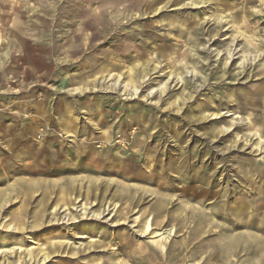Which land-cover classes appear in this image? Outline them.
I'll return each instance as SVG.
<instances>
[{
    "label": "rangeland",
    "instance_id": "374dc122",
    "mask_svg": "<svg viewBox=\"0 0 264 264\" xmlns=\"http://www.w3.org/2000/svg\"><path fill=\"white\" fill-rule=\"evenodd\" d=\"M0 160V264H264V0H0Z\"/></svg>",
    "mask_w": 264,
    "mask_h": 264
},
{
    "label": "bare ground",
    "instance_id": "6f19581e",
    "mask_svg": "<svg viewBox=\"0 0 264 264\" xmlns=\"http://www.w3.org/2000/svg\"><path fill=\"white\" fill-rule=\"evenodd\" d=\"M142 80V79H141ZM172 81H174V80H172ZM204 83V82H203ZM177 85H178V83H177ZM249 100V99H248ZM253 100V99H252ZM73 131V133H75V129L74 130H72ZM35 133V132H34ZM260 133V132H259ZM259 133L257 134L259 137H261V133H260V135H259ZM107 138H106V140L108 141V140H110L111 139V137H110V135H107L106 136ZM133 147H134V145H132ZM150 146H151V144H150ZM40 147H42V146H40ZM140 154H143V153H141V151H133L132 152V154L130 155V156H132L133 158L134 157H136L137 155H140ZM147 156V155H146ZM14 157H16L17 159H22L23 157L21 156V155H16V156H14ZM151 157V156H150ZM155 157V156H154ZM160 157V156H159ZM126 160V159H125ZM149 160V159H148ZM11 161V163L13 164V162L15 161V159L13 158L12 160H10ZM10 161L8 162H6L5 164H4V162L2 161V160H0V171H1V169H3V167H4V171H6L7 170V168H9V165H10ZM134 161H135V163H137V160H135V158H134ZM160 162H162V161H160ZM121 163L123 164L124 163V160H122L121 161ZM120 163V164H121ZM134 163V162H133ZM116 166V165H115ZM166 165H164V164H158L154 169H151V167L149 168L150 169V175H152L153 174V171L155 170V169H157V167H159L160 169H163V168H165V170H166V167H165ZM115 168H117V167H115ZM20 170H19V172L21 171V172H27L28 170H29V168H27L26 166L24 167V166H22V168H19ZM58 171V170H57ZM110 172H112V174H115V175H118V176H120V177H124V179H125V177H126V174H127V171H121L120 169H111V170H109ZM162 171H164V169L162 170ZM105 172V171H104ZM148 172V171H147ZM169 172V171H168ZM103 173V172H102ZM106 173V172H105ZM107 173H109V172H107ZM155 173V172H154ZM9 177V176H8ZM146 177V176H145ZM140 179V178H139ZM176 179V178H175ZM197 179V176L195 177H193V181H195ZM198 181V180H197ZM2 182V179L0 178V183ZM96 182V181H95ZM99 182V181H98ZM74 183V182H73ZM97 183V182H96ZM113 182H110V183H108L109 185L107 186V187H109L111 184H112ZM49 185L50 187H52V188H54V187H56V186H58L59 184H48V183H40V184H37V185H30V187L29 188H27V189H29V190H27L26 189V191H24L25 192V196H30V195H32L33 194V192L36 190V189H38L37 188V186H40V185H44L45 187H47V185ZM97 185V184H96ZM162 185V184H161ZM43 186V187H44ZM102 186H103V184H102ZM11 187L12 188H16L14 185H11ZM35 187V188H34ZM45 188L46 190H43V198H42V201L40 202L41 203V207H40V209H39V211L36 213V215H35V222L38 224L37 226H40V225H42V224H44V217H45V215H46V212H47V207H48V198H49V196H50V193L48 192L49 190H51V188ZM99 188L101 187V184L98 186ZM98 189V188H97ZM124 194V197L126 198L127 197V193H125V191L123 192ZM66 194L67 193H65L64 192V197L61 199V201L59 202V206H60V208H58V205H56L55 207H53V210H52V217H50L49 219H50V223H59V221H60V219L62 218V221L63 220H66V217H58V214L60 213V211H61V209H63V213L64 212H66V211H68V210H71L70 209V206H69V203H72L73 202V200L71 199V200H69L68 199V197L66 196ZM21 195H22V193H21ZM1 197H2V193H0V200H1ZM130 200L131 199H129L128 201H126V203H127V205L124 207V210L126 211V213H122L120 210H118L117 209V214L116 215H114V217L115 216H126V214L127 213H130L131 212V206L133 205L131 202H130ZM159 204H160V212H163L164 211V208L167 206V201H165V199L163 200V199H159ZM9 203V201L7 200V201H5V202H3L2 203V205H1V208H0V212H3L4 211V209H5V207L7 206V204ZM137 203V202H136ZM116 208V206L114 207V209ZM81 210V209H80ZM83 210V212L85 211V212H88V209H86V208H83L82 209ZM72 211H73V209H72ZM130 211V212H129ZM157 213H159V212H157ZM24 214H25V211L24 210H22V211H18L17 213H15L14 214V218L16 219V221L17 222H20V224H14V223H10V224H8V226H6V228H8V230L9 231H11V232H14V231H21L22 233H25L24 231H25V228L23 227V225H22V221L24 220ZM105 213L103 212L102 214H99V215H97V216H100V215H104ZM150 219H151V217H150ZM149 219V220H150ZM71 220H73V219H70V218H68L67 219V221L69 222V221H71ZM53 221H55V222H53ZM66 221V222H67ZM162 222H155V220H154V218H152L150 221H148V223L143 227V231L140 233V237L141 236H145V234H151V233H154V228H153V225H155V226H157V227H161L162 226ZM246 225V224H245ZM232 227H235V225L234 224H232L231 225ZM254 228V227H253ZM225 229V231H228V230H231V228H229V227H226V228H221V230L220 231H223ZM155 233H158V232H155ZM174 231L172 230V229H170V230H165L164 232H160V234H157V235H155V238L156 237H162V239H161V241H154L153 242V245H155L156 246V248H159V250L161 251V253H163L164 252V250L166 249V247H165V245L167 244V242H169L170 241V239H171V237H173L174 236ZM18 234V233H17ZM68 235V234H67ZM229 243H230V245H229V247H232V250H231V253H232V255H236L237 254V252H238V250L236 251L235 249V247H236V243L234 244V240L233 239H231L230 241H229ZM33 248H31V249H22L21 247H13V249L12 250H16V252L17 253H20V258L17 260V263H22L24 260H25V257H22V253L23 252H26L27 254V257H30V260L28 261V262H26V264H28L31 260H32V257L34 258V254H33V252H31V250H32ZM47 250V249H46ZM159 251V252H160ZM7 252V250H0V255H3V254H5ZM9 252V251H8ZM155 253H156V251H155ZM120 255H122V254H124L123 253V251H121L120 253H119ZM126 254V253H125ZM122 255V256H126V255ZM158 256V255H157ZM158 257H160V256H158ZM48 258V254L45 252V250L43 251V261L44 260H46ZM9 264V263H8ZM10 264H14V263H10ZM38 264V263H37Z\"/></svg>",
    "mask_w": 264,
    "mask_h": 264
}]
</instances>
